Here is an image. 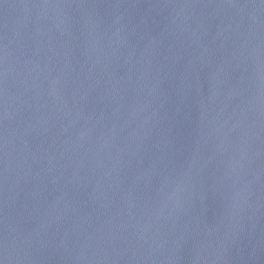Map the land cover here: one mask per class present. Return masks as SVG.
Returning <instances> with one entry per match:
<instances>
[{"label":"water","instance_id":"95a60500","mask_svg":"<svg viewBox=\"0 0 264 264\" xmlns=\"http://www.w3.org/2000/svg\"><path fill=\"white\" fill-rule=\"evenodd\" d=\"M0 264H264V0H0Z\"/></svg>","mask_w":264,"mask_h":264}]
</instances>
